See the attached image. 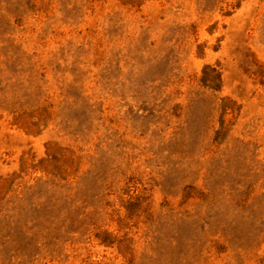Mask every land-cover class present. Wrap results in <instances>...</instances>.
<instances>
[{
  "label": "rangeland",
  "instance_id": "rangeland-1",
  "mask_svg": "<svg viewBox=\"0 0 264 264\" xmlns=\"http://www.w3.org/2000/svg\"><path fill=\"white\" fill-rule=\"evenodd\" d=\"M0 264H264V0H0Z\"/></svg>",
  "mask_w": 264,
  "mask_h": 264
}]
</instances>
